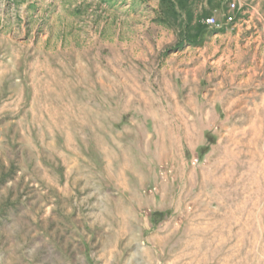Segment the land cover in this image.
<instances>
[{"label": "rangeland", "instance_id": "rangeland-1", "mask_svg": "<svg viewBox=\"0 0 264 264\" xmlns=\"http://www.w3.org/2000/svg\"><path fill=\"white\" fill-rule=\"evenodd\" d=\"M190 1L0 0V264H264V0Z\"/></svg>", "mask_w": 264, "mask_h": 264}, {"label": "crops", "instance_id": "crops-1", "mask_svg": "<svg viewBox=\"0 0 264 264\" xmlns=\"http://www.w3.org/2000/svg\"><path fill=\"white\" fill-rule=\"evenodd\" d=\"M194 2V4H196V2L200 1V5L202 8L209 9L210 10V15L209 16H214V14H218V15H223L224 17L227 15L226 14V9L229 8V4L233 3L231 1H227V0H192ZM192 1H190L189 3H193ZM235 3V2H234ZM233 3V4H234ZM226 8V9H225ZM239 11H237L236 15L233 17L235 18L238 23L231 26V28H227V29H223L221 32L220 31H216L214 33V37L215 38H221L223 36H227L229 35L230 32L235 31V27H239L242 26V16L245 14V12L243 10H241V7L238 8ZM228 11V10H227ZM216 17V16H214ZM225 19V18H224ZM229 29H231L230 31H228Z\"/></svg>", "mask_w": 264, "mask_h": 264}, {"label": "built area", "instance_id": "built-area-1", "mask_svg": "<svg viewBox=\"0 0 264 264\" xmlns=\"http://www.w3.org/2000/svg\"><path fill=\"white\" fill-rule=\"evenodd\" d=\"M230 5H231L232 8L235 7V5H234L233 3L230 4ZM225 18H226V22H231V21L234 20V18L229 17V16H227V15H226ZM202 22H203L205 25H208V26H216V27H219V26H220L218 20H217L214 16H210V17H208V18H203Z\"/></svg>", "mask_w": 264, "mask_h": 264}, {"label": "trees", "instance_id": "trees-1", "mask_svg": "<svg viewBox=\"0 0 264 264\" xmlns=\"http://www.w3.org/2000/svg\"><path fill=\"white\" fill-rule=\"evenodd\" d=\"M203 23V22H202ZM204 24V23H203Z\"/></svg>", "mask_w": 264, "mask_h": 264}]
</instances>
